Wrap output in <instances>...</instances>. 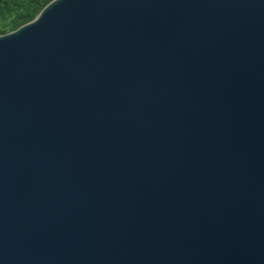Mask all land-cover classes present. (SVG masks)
I'll return each mask as SVG.
<instances>
[{
  "label": "water",
  "instance_id": "water-1",
  "mask_svg": "<svg viewBox=\"0 0 264 264\" xmlns=\"http://www.w3.org/2000/svg\"><path fill=\"white\" fill-rule=\"evenodd\" d=\"M0 264H264V0H53L0 35Z\"/></svg>",
  "mask_w": 264,
  "mask_h": 264
},
{
  "label": "trees",
  "instance_id": "trees-1",
  "mask_svg": "<svg viewBox=\"0 0 264 264\" xmlns=\"http://www.w3.org/2000/svg\"><path fill=\"white\" fill-rule=\"evenodd\" d=\"M53 0H0V35L31 22Z\"/></svg>",
  "mask_w": 264,
  "mask_h": 264
}]
</instances>
